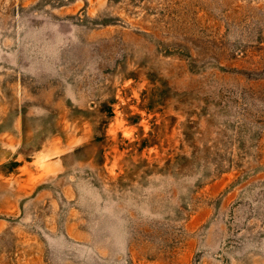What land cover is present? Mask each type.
I'll use <instances>...</instances> for the list:
<instances>
[{"label": "rangeland", "instance_id": "rangeland-1", "mask_svg": "<svg viewBox=\"0 0 264 264\" xmlns=\"http://www.w3.org/2000/svg\"><path fill=\"white\" fill-rule=\"evenodd\" d=\"M0 264H264V0H0Z\"/></svg>", "mask_w": 264, "mask_h": 264}]
</instances>
